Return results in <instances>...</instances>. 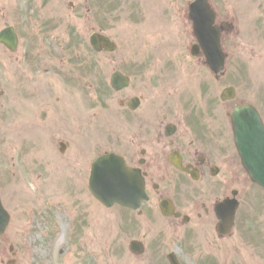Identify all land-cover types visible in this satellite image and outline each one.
Instances as JSON below:
<instances>
[{"label":"flooded vegetation","instance_id":"af4514ba","mask_svg":"<svg viewBox=\"0 0 264 264\" xmlns=\"http://www.w3.org/2000/svg\"><path fill=\"white\" fill-rule=\"evenodd\" d=\"M25 1V9L16 4L15 17H89L92 13L87 8L88 0ZM93 1L98 17L104 1L111 7L115 2ZM10 14L2 13L0 8V17ZM259 19L264 22V15ZM73 24L77 26L75 21ZM39 26L50 32L64 27L63 20L33 19L23 28L38 36ZM17 30L20 38L19 26ZM69 40L74 43L73 55H61L58 59L64 65L70 61L71 71L60 67L54 69L57 77L48 78L37 73L38 63L36 67L15 68L14 75H21L16 95L19 109L11 132L17 134L20 144L26 142L34 148L40 145L50 159L66 158L67 163L80 166V177L84 173L85 179L86 151L68 136L83 132L80 122L84 117L69 119L62 100L68 85L81 92L85 61L78 51L86 48L78 45L76 37ZM193 44L194 41L185 51L165 47L134 53L130 59L137 61L129 62L127 72L123 70L129 77V86L113 95L111 152L122 156L135 171L145 195L137 210L116 207L126 215L123 223L128 239L120 244V251L126 253L129 264H264V190L244 169L233 130L237 106H253V112L259 114L264 124V98L260 94H240L236 81L240 75H231L228 68L215 73L202 49H195ZM57 49L63 53L65 48ZM51 71L50 67H43L44 73ZM71 72L75 75L69 78ZM96 80L97 106L102 108L104 78L100 69L96 70ZM215 80L225 81V87L234 82L236 93L232 100H221L220 90L215 94ZM10 87L11 84L9 92ZM5 91L0 88L1 111ZM24 133L33 135L25 136L28 141H23ZM39 139L42 141L38 142ZM230 202L237 203L232 228Z\"/></svg>","mask_w":264,"mask_h":264},{"label":"rangeland","instance_id":"374dc122","mask_svg":"<svg viewBox=\"0 0 264 264\" xmlns=\"http://www.w3.org/2000/svg\"><path fill=\"white\" fill-rule=\"evenodd\" d=\"M11 1L5 3L0 0L2 13H11L7 17H0V29L7 25L20 27L18 50L11 53L2 46L0 64V88L2 87L3 92L6 90V95H2V111L0 110V189L2 188L4 205L12 217L5 235L0 237V264H7L13 259L16 260L14 264H129L126 253L120 251V244L128 239L123 223L125 212L116 208L107 209L93 200L87 192L84 173L80 177V166L67 163L66 158L54 160L58 165L51 166V170L38 168L35 161L41 167L49 163L41 146L34 148L25 142L20 144L17 134L11 132L15 125L14 116L19 109L16 95L21 76H15L14 71L17 66L29 68L36 67L38 63V74L48 78L57 77L54 69H73L70 61L64 65V61L58 59L61 55L68 58L73 55L71 47L74 43L70 44L69 38L76 37L78 45L85 46V50L78 51L85 61L84 78L80 77L82 85L79 86L82 94L79 96L77 93L81 92L75 91L74 85H68L69 87H64L66 97L62 103L64 113L69 119L77 115L84 117L80 122L83 132L68 136L86 151L87 177L91 161L97 155L109 151L113 141L112 113L115 109V97L113 99L112 92L104 84L101 95L103 107L97 106L96 70L100 69L104 83H107L116 67L127 72L129 62L137 61L130 59L134 53L164 50L165 47H175V51L181 48V51H185L186 46L194 41L192 25L188 20V5L193 0H130L126 3L125 0H115L113 7L106 6L107 2L104 1L101 17L94 14L97 12L93 0H88L87 4L92 13L88 14L87 8L85 9L89 17H15L16 4L23 9L28 5L25 0ZM211 2L218 17L226 19L230 27L225 41L230 54L228 70L231 75H240L236 80L240 94L264 96V22L259 19L264 14V0ZM33 19L63 20L64 27L61 31L58 29L62 27H57L50 32L48 28L39 26L36 36L37 33L25 31L23 28ZM73 21L77 26H74ZM99 29L118 45L114 54L93 53L89 36ZM60 46L65 48L63 53L57 49ZM18 59L22 62L21 65L18 64ZM45 65L52 71L44 73ZM74 75L71 72L68 77L72 78ZM219 81H214L215 94H219L226 85L225 81ZM231 83L234 84L233 81ZM71 125H74L73 122ZM67 167L70 171L66 173ZM40 178L42 181H38ZM35 179L37 183H34ZM32 183L34 188H31ZM24 187L30 191L32 200H26L28 197ZM50 217H53L51 229L47 228ZM10 247H13V251Z\"/></svg>","mask_w":264,"mask_h":264},{"label":"water","instance_id":"95a60500","mask_svg":"<svg viewBox=\"0 0 264 264\" xmlns=\"http://www.w3.org/2000/svg\"><path fill=\"white\" fill-rule=\"evenodd\" d=\"M190 17L194 21L195 33L205 50L209 62L213 64L215 70L221 69L225 62V55L220 43L219 30L212 26L215 12L211 9L208 1L196 0L192 3L190 5ZM0 41L5 43L11 50H15L18 38L14 29L9 28L3 31L0 34ZM91 43L100 51H113L116 46L109 38L98 33L92 35ZM113 82L117 89L128 85V80L118 75L114 76ZM230 91H224V99L227 96H232ZM241 116L240 109H238L235 112V121L241 120ZM235 132L245 167L252 179L264 187V134L261 135L259 129L250 131L238 122L235 123ZM90 189L108 207L115 204L133 207L136 205V201L141 198V189L137 179L124 161L113 154L105 155L95 163L90 180ZM234 206L233 204L232 217ZM9 221L10 216L0 200V235L4 233Z\"/></svg>","mask_w":264,"mask_h":264}]
</instances>
